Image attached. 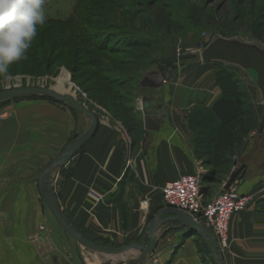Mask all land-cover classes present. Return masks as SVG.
Listing matches in <instances>:
<instances>
[{"label": "crops", "instance_id": "obj_1", "mask_svg": "<svg viewBox=\"0 0 264 264\" xmlns=\"http://www.w3.org/2000/svg\"><path fill=\"white\" fill-rule=\"evenodd\" d=\"M175 85V81L164 83L156 96V100L162 98L166 112L159 130L145 129L140 108L144 141L139 151L136 145L132 147L130 134L111 120L109 127L99 117L95 136L67 166L52 174L66 215L83 235L100 245L120 248L141 242L150 221L168 207L160 187L186 174H201L205 179L211 169L196 156L190 117L202 106L210 108L221 88L217 83L199 85L198 90L193 84ZM180 88H187L185 97ZM192 92L201 94L194 97ZM14 109L9 117L11 128L0 129V264H129L137 258L140 253L135 250L120 258L97 252L85 257L83 247L57 223L42 201L38 178L74 133H80L75 121L84 115L76 116L68 106L41 98L26 99ZM83 123L88 128L87 117ZM251 136L228 169L223 168L219 176L217 173L216 181H205V202L221 192L237 165L240 168L234 183L240 193L264 187V135ZM8 183L10 186L3 187ZM145 200L147 209L143 207ZM36 236L43 239L37 241ZM229 236V244L220 248L224 264H264V194L233 216ZM211 262L198 235L183 223L169 221L159 228L155 251L140 264Z\"/></svg>", "mask_w": 264, "mask_h": 264}, {"label": "rangeland", "instance_id": "obj_2", "mask_svg": "<svg viewBox=\"0 0 264 264\" xmlns=\"http://www.w3.org/2000/svg\"><path fill=\"white\" fill-rule=\"evenodd\" d=\"M76 2L77 0H45L38 9V19H65L72 14ZM85 2L112 18L115 28H105V31L138 35L142 37V41L119 52L110 53L93 50L87 45L78 46L76 43H69L67 47L66 43L62 44L60 29L56 26L52 30L60 35L58 38L61 41L56 35L49 34L43 39L44 42H40L42 32L25 30L19 40L14 41L20 48L19 56H11L4 64L0 63V91L16 86L55 88L58 78L66 70L70 74V83L66 84V89L90 109H94V113L107 121L109 127L111 120L124 133L130 134L132 147L136 145L138 151L144 141L140 112L142 71L157 70L160 65L178 63L180 71L167 83L175 81L176 87L193 84L198 90L199 85L204 87L217 83H213L214 73L219 67L212 63L202 64L204 62L199 55L182 61L181 57L198 54L202 44L210 42L215 35L242 36L249 41L260 39L264 42V0H116L117 5H113L110 0ZM11 3L12 0H0V8ZM66 32L67 35L74 32L77 34L72 28H67ZM42 45L47 49L46 55ZM235 73L240 86L238 97L245 99L254 120L251 124L248 117H245L242 125L250 130V135L240 143L237 153L252 134L260 137L257 133L264 116V103L259 100L260 93L252 74L240 68H235ZM180 89L184 90L185 97L187 88ZM199 94L201 93L192 92L190 95L195 97ZM26 99H12L0 105V129L11 128V110H15L14 107ZM77 117L80 120L75 121L76 129L81 134L87 129L83 123L85 117ZM197 129L195 125V137ZM222 171L224 169L218 170V176ZM7 186L10 183L3 185ZM41 231L44 232L43 229ZM41 239L43 238L36 236L37 241ZM202 249L205 250L203 245ZM99 255L110 257L102 253ZM211 263L215 264L213 260Z\"/></svg>", "mask_w": 264, "mask_h": 264}, {"label": "water", "instance_id": "obj_3", "mask_svg": "<svg viewBox=\"0 0 264 264\" xmlns=\"http://www.w3.org/2000/svg\"><path fill=\"white\" fill-rule=\"evenodd\" d=\"M198 55L204 63L218 62L232 65L252 74L260 93L259 100L264 103V42L262 40L255 39L249 41L242 36L224 37L222 35H215L210 40L208 46L202 50L200 54L193 53L181 57L180 60L196 58ZM179 67L180 65L178 63L171 66L160 65L157 70H151L144 73L141 80V94L144 126L147 131H157L160 129L166 112L163 109L162 98L156 100V96L161 93L164 83L170 81L175 76V72ZM38 96L48 97L59 102L67 103L79 113L87 117L90 122L88 128L83 133L76 135L75 138L66 145L60 155L43 169L38 178V188L42 198L57 223L72 239H74L81 247L91 252L121 256L133 250L138 251L140 255L137 258L131 259L128 263L140 264L146 261L155 251L159 228L169 221H176L188 226L192 233L203 239L215 264H224V258L213 231L203 223L197 221L192 214L172 207H166L157 212L155 217L150 221L147 232L144 234L141 242L129 243L120 248L107 247L100 245L83 235L74 226L63 210L55 191L52 174L55 170L67 166L84 145L92 139L98 129L99 118L74 94L64 93L56 87L25 86L7 88L0 91V103L21 97ZM258 133L264 135V116L259 125ZM147 148L148 145L145 144V151ZM239 168L240 165L235 167L229 180L224 186L225 189L234 183ZM165 214H170L172 216L163 218V215Z\"/></svg>", "mask_w": 264, "mask_h": 264}, {"label": "trees", "instance_id": "obj_4", "mask_svg": "<svg viewBox=\"0 0 264 264\" xmlns=\"http://www.w3.org/2000/svg\"><path fill=\"white\" fill-rule=\"evenodd\" d=\"M44 1L45 0H12L10 5L0 8V63L4 64V61L11 56H19L20 48L16 43L14 44V41L19 40L22 32L28 29L42 32L41 36H39L41 38L40 42L43 41L44 38L46 39L49 34L56 35L57 38L61 35V40L63 39V41L59 38L58 40H60L63 45L66 43L65 46L67 47L69 43H76L78 46L87 45L89 48L100 52H119L123 48L135 44L137 45L142 41V37L138 35L128 33H122V35L119 32L117 34L105 31V28H115L112 18L96 11L92 5H87L85 0H77L72 14L65 19L55 18L43 21L39 20L37 15L38 9ZM110 1L113 5H117L116 0ZM124 8L126 10L127 6ZM54 26L60 29V35L53 33L52 28ZM67 28L75 29L77 34L74 32L67 35V32L65 33ZM42 48H44V55H46V47L44 46ZM52 49L53 47L50 48V50ZM212 64L219 67V70H215L214 76L217 84L221 88V94L212 103L210 108L202 106L194 111L190 117V127L193 129L196 125L198 128L195 137L197 149L196 156L203 159L211 166V169L205 177L206 182L217 180L216 176L218 170L232 163L233 156L238 146L250 135V130L242 125L245 117H248L251 124L254 122L245 99L238 97L240 94V86L235 75L236 67L218 62ZM171 65L173 64H168L167 66ZM1 67L2 66H0V70H2ZM147 71L148 70L141 72L140 81ZM22 98H41L59 102L55 99L43 96L21 97L13 100H20ZM9 101L11 100L3 101L0 105ZM60 103L68 106L76 115L80 114L67 103ZM91 110L93 112L95 111L92 108ZM95 114L98 117L96 112ZM79 134V132L74 133L69 142ZM203 191H205V188ZM200 239L204 249L211 257L206 243L201 237ZM212 260L214 261L213 258Z\"/></svg>", "mask_w": 264, "mask_h": 264}, {"label": "built area", "instance_id": "obj_5", "mask_svg": "<svg viewBox=\"0 0 264 264\" xmlns=\"http://www.w3.org/2000/svg\"><path fill=\"white\" fill-rule=\"evenodd\" d=\"M208 43L202 44L198 54ZM205 179L201 174H186L165 183L160 190L168 207L186 211L194 218L209 227L216 236L219 248L226 247L230 239L231 220L236 213L248 209L261 195L264 187L242 194L235 183L221 192L209 202L204 200ZM148 208V201H143ZM84 256L89 257L91 251L83 248ZM89 253V254H88Z\"/></svg>", "mask_w": 264, "mask_h": 264}, {"label": "bare ground", "instance_id": "obj_6", "mask_svg": "<svg viewBox=\"0 0 264 264\" xmlns=\"http://www.w3.org/2000/svg\"><path fill=\"white\" fill-rule=\"evenodd\" d=\"M67 83H70V74L66 70H64L62 72L61 76L58 78V85L56 86V88H58L59 90H61L64 93H70V91H68V89H66ZM16 87H20V86H16ZM66 91H68V92H66ZM70 94H74V93H70Z\"/></svg>", "mask_w": 264, "mask_h": 264}]
</instances>
